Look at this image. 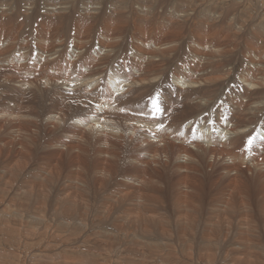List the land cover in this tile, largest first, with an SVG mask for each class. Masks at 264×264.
Returning <instances> with one entry per match:
<instances>
[{
    "label": "bare ground",
    "instance_id": "1",
    "mask_svg": "<svg viewBox=\"0 0 264 264\" xmlns=\"http://www.w3.org/2000/svg\"><path fill=\"white\" fill-rule=\"evenodd\" d=\"M262 131L264 0H0V264H264Z\"/></svg>",
    "mask_w": 264,
    "mask_h": 264
},
{
    "label": "snow or ice",
    "instance_id": "2",
    "mask_svg": "<svg viewBox=\"0 0 264 264\" xmlns=\"http://www.w3.org/2000/svg\"><path fill=\"white\" fill-rule=\"evenodd\" d=\"M155 110L158 112L160 109H159V106H158V103L156 104V107H155ZM264 139V138H262ZM256 140V137H251L249 140H248V145H249V149H251L252 145L254 144Z\"/></svg>",
    "mask_w": 264,
    "mask_h": 264
},
{
    "label": "rangeland",
    "instance_id": "3",
    "mask_svg": "<svg viewBox=\"0 0 264 264\" xmlns=\"http://www.w3.org/2000/svg\"><path fill=\"white\" fill-rule=\"evenodd\" d=\"M17 55H21V54H17ZM37 58V57H36ZM34 65H35V63H34ZM109 72V71H108ZM165 90V89H164ZM155 97V96H154ZM152 97L150 96L149 98L147 97V101H149V99H151Z\"/></svg>",
    "mask_w": 264,
    "mask_h": 264
}]
</instances>
